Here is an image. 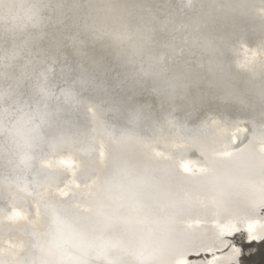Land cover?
Segmentation results:
<instances>
[{"label":"bare ground","instance_id":"1","mask_svg":"<svg viewBox=\"0 0 264 264\" xmlns=\"http://www.w3.org/2000/svg\"><path fill=\"white\" fill-rule=\"evenodd\" d=\"M257 1L13 0L17 7L13 9L12 15L7 18L0 17V35L8 30L9 35L16 37L18 54L16 59L11 61L14 65L12 68L0 67V73H4L0 76V88H8L10 84H13V80L9 77L20 76L22 72L31 75L35 83L36 75L44 71L47 76L46 83L51 92L47 102L51 107V103L65 100L63 94L65 90L72 91L70 84L77 78L78 67H82L85 75L95 77L96 83L103 82L108 86V90L115 89L121 82L131 83L133 79L148 81L150 84L155 82L157 90L149 87L147 91L137 93L136 100L142 105L154 99L158 101L166 99L160 90L168 84L175 85L179 90L201 79L216 80L225 77L237 82L238 85V82H243L244 85V82L251 81L249 85L260 86L264 78V8L258 5ZM33 4L41 8L38 20L29 18L30 7ZM54 28L59 29L58 35L62 42L61 51L58 54L47 53L25 43L30 35L50 32ZM229 37L233 39V42L226 48V52L229 51L231 54L232 62L227 70L216 54L224 50L220 51L219 47ZM8 46L10 47V44ZM5 56L6 53L0 50V65L9 62ZM76 61H79V64ZM69 69L73 70L72 73L61 78V70L69 73ZM187 91L193 92L197 89L188 87ZM74 94L75 100H65V102L71 103L74 107H79L80 104L88 108L92 107L91 110L94 109V111L96 108L95 119L98 126L106 132L109 131L104 121L110 122L111 119L104 115L105 110L101 107L97 108L87 99L78 97L77 93ZM72 105L69 104V106ZM2 107L9 108V103H4ZM12 111H15L14 107ZM20 115L16 113L15 116L4 119V125L11 127ZM159 118L163 121L173 119L174 116L162 115ZM87 121V135L72 144L82 145L86 152H91L92 148L84 145L92 135V124L90 120ZM38 124L41 122L37 119L28 127ZM250 125L240 126L241 133L245 134L241 136V139L246 136V140L237 148H243L249 143L252 130ZM238 130V128L233 130L235 142L240 140L239 135L236 134ZM38 131L46 133L47 126ZM163 136L168 137L167 128ZM168 139L163 140L162 146L172 145V142L170 144L166 142ZM161 140L154 139L149 142L158 145ZM149 142L147 145H150ZM54 144L59 143L45 135V140L41 142L37 139L33 147ZM21 145L24 146L23 140L16 144L6 139L5 135H0V163ZM207 148L216 152L237 149L225 148L219 133H217L216 142L207 145ZM146 149L148 150V146ZM144 155L140 158V162L149 167L170 165L174 178L173 186L169 188L164 185L160 189L166 198L187 199L194 205L191 209L185 206L186 210L178 217L179 222L176 225L181 232V240L172 254L181 250L186 256L184 264L240 263L242 248L235 244L234 239L242 236L241 233L231 238H222L230 231L228 219L232 221L234 218L240 221L232 230L245 231L248 241L245 244L264 243V239L251 241L248 239L249 225H252L255 231L260 224H264L263 212L257 218L255 216L260 206H256L251 212L244 210L246 206L252 208L253 203L259 199L261 175L258 145H252L243 154V158L250 164L247 174L238 186L226 189L230 193V202L227 210L221 209L217 214L195 207L196 202L206 201L219 191V187L210 191L208 186L200 183V170L205 167V162L203 164L200 162L201 159L191 158L195 160V163H192L194 165L188 163L190 171L184 172L182 166L185 164H179L177 168H174L167 160L156 159L149 153ZM226 217L228 219L224 220ZM194 218L199 222H196ZM232 232L234 231H231V234ZM221 238L222 241L214 244L216 239ZM227 246L229 247L225 249ZM233 248H239L240 252L233 253ZM205 252L210 255L203 257ZM192 253L197 256L188 257ZM200 253L203 255H199ZM120 256L128 258L124 255ZM128 259L132 260V258ZM178 263L179 259L178 262L172 261V264Z\"/></svg>","mask_w":264,"mask_h":264},{"label":"snow or ice","instance_id":"2","mask_svg":"<svg viewBox=\"0 0 264 264\" xmlns=\"http://www.w3.org/2000/svg\"><path fill=\"white\" fill-rule=\"evenodd\" d=\"M16 7L13 0H0V17L11 16ZM40 11V6L33 4L29 18L38 20ZM58 32L59 29L54 28L50 32L30 35L25 43L55 55L61 51L62 44ZM15 40L16 37L9 35L8 30L0 35V50L6 53L5 59L9 61L0 67L9 69L14 66L11 61L18 54ZM76 63L79 64V61ZM72 71L69 69V73H64L61 70V78L70 75ZM76 72L78 82L89 91L107 90L108 86L103 82L97 84L95 77L85 75L82 67H78ZM3 75L4 73H0V76ZM9 78L13 80V84L8 88H0V135H5L6 139L16 144L23 140L26 149H31L37 139L43 142L45 135L60 144L75 143L87 135V120L71 116L64 118L61 113L65 109L59 104L49 106L47 101L51 92L44 71L36 75L35 83L31 75L23 72L20 76ZM249 83L251 81H246L240 87L232 79L220 77L216 80L201 79L179 90L175 85L168 84L160 90L173 103L180 100L193 106L199 105L201 109L214 105L237 114H250V119L246 121L251 124L252 129L249 143L243 148L224 152L207 148V145L216 142L217 121L198 118L191 126L187 120L181 122L173 118L162 121L157 114L148 113L146 106L137 102L138 92L147 91L149 87L157 90L155 82L150 84L148 81L133 79L131 83L121 82L117 85L114 89L115 97L108 109L114 116L110 122L104 121L113 145L112 167L88 214L77 211L80 206L78 203H64L59 208L52 209L49 228L52 239L48 242L47 249L41 246V251L46 253L47 258L42 259L40 264H90V259L103 260L106 264H119L118 260L111 258L113 253L132 256L135 264H171L170 256L181 240V232L176 227L178 217L186 210L185 206L191 209L194 205L187 199L169 200L160 191L164 185L169 188L173 186L170 165L149 167L139 162L131 151V146H147L154 139L167 140L171 137L180 140L182 143L176 147L196 149L205 157V167L200 170V183L208 186L210 191L219 187V191L206 201L196 202L195 207L205 212L212 211L213 214L221 209L227 210L230 193L226 189L238 186L246 176L250 164L243 158V154L252 145H258L261 181L259 199L252 207L264 205V78L258 88H249ZM188 87L197 89L194 97L189 95ZM63 94L66 101L75 98L71 90H65ZM6 102L9 103V108L2 107ZM96 107L99 108V104ZM16 113H20V117L11 127H6L4 119L15 116ZM37 119L41 124L28 127ZM41 125L47 126L46 133L38 131ZM166 128L168 137L163 136ZM155 155L167 161L177 159L174 153L166 155L164 152H156ZM103 156L104 152L101 151L100 157ZM130 160H137V163H130ZM182 167L184 172L190 171L187 165ZM37 222L39 221H31ZM252 230L253 226L249 225V233ZM231 231L234 230H230L229 234ZM232 252L238 254L240 249L233 248ZM0 264L11 262L0 259Z\"/></svg>","mask_w":264,"mask_h":264},{"label":"water","instance_id":"3","mask_svg":"<svg viewBox=\"0 0 264 264\" xmlns=\"http://www.w3.org/2000/svg\"><path fill=\"white\" fill-rule=\"evenodd\" d=\"M257 3L264 8V0H258ZM232 42L233 39L231 37L222 42L219 48L220 51L224 50L220 54H216L218 60L225 65L227 70H229L228 67L232 62V56L229 51L226 52V48ZM238 83V86H244L243 82ZM70 86L72 92L77 93L78 97L87 99L95 105L99 104L105 110L104 115L108 119L114 116V113L108 111L112 98L115 97L114 89L91 92L85 86H82L77 78ZM248 87L258 88L259 85L250 84ZM188 93L194 97L196 91H188ZM148 102L144 103L146 111L155 113L158 116H174L181 122L187 120L189 124H192L198 118L208 119L210 122L212 120L217 121V133H219V138L227 149L237 148L241 142L246 140V136L241 139V136L245 134L241 133L240 126L250 125V123L246 122L250 119V114H237L232 111H226L223 107L216 108L214 105L201 109L199 105L193 106L186 101L180 100L175 103L167 99L162 101L154 99ZM57 104L65 109L61 113L64 118L71 116L82 121L85 118L90 120L92 135L84 145L91 147L92 151L86 152L82 145H74L72 143L54 144V147L52 145L34 146L31 149H26L21 145L18 150L5 158L2 161L3 163H0V259L10 261L11 264H21V262L22 264H40L42 259L47 258L46 253L41 251V246L47 249L48 242L52 239V235L49 234L52 209L59 208L64 203H78L80 206L77 211L88 214L89 210L94 207L96 194L112 167V140L108 134L109 131L106 132L98 126L97 119H95V116H97L95 115L97 111L95 106L96 111L94 109L91 110L92 107L88 108V106L85 107V105L81 104L79 107H74L71 103L64 100L51 103V107H55ZM69 104L72 106H69ZM189 113H192V115H189ZM84 115H86L85 118ZM256 115L258 119V113ZM45 126L41 125L40 129L43 130ZM236 128L239 129V132H236L240 137L238 142H235L233 138V130ZM163 140L158 145L154 142H149L150 145H147L148 150L145 145H133L131 146V151L135 153L139 162L144 153H149L152 157L160 160L162 158L157 157L155 153L164 152L166 155L170 153L176 155V160L168 161L174 168H177L179 164L188 166L189 163L194 165L192 163H195V160L191 158L201 159L200 162L204 164L205 158L198 150L176 147L182 141L172 138L166 141L169 142L168 144L172 142V145L164 147L162 146ZM174 141L178 143L174 144ZM101 151L104 152L103 158L100 157ZM181 156L182 159L180 158ZM137 160H130V163H137ZM262 212L264 213V207L258 208L255 213L256 218ZM37 213H39L38 217ZM227 219L228 217L224 220ZM33 220H38L39 222L31 223ZM194 220L196 221V218ZM229 220L228 226H230V230L234 229L240 222L234 218L232 221ZM238 233H241L242 236L241 239L237 240L243 244L246 250L249 245L245 244L248 241L244 230L240 232L234 230L232 234H225L222 238H231ZM222 238L216 239L214 244L222 241ZM258 246L260 245L255 248H258ZM177 252L180 253L177 254ZM255 252H257V249H255ZM199 255H203V253ZM209 255L210 253L205 252L203 257ZM248 255L245 253V256ZM250 255H254V251L250 252ZM194 256L197 255L193 253L188 255V257ZM126 257L132 258V260L123 258L116 253H113L111 258L118 260L119 264L135 263L132 256ZM177 258L180 264L185 263L186 256L183 255L181 250L170 256L171 264L172 261L178 262ZM90 264H106V262L90 259Z\"/></svg>","mask_w":264,"mask_h":264},{"label":"rangeland","instance_id":"4","mask_svg":"<svg viewBox=\"0 0 264 264\" xmlns=\"http://www.w3.org/2000/svg\"><path fill=\"white\" fill-rule=\"evenodd\" d=\"M236 239V241H235ZM234 239L235 244L239 245L242 248V256L240 259L239 264H264V243L260 244L258 248H255L257 245L254 243L249 245V247L245 250L243 247V244L239 243L237 239H241V236H237ZM255 249H257V252H255ZM254 251V255H250V252ZM246 254H249L248 256H245Z\"/></svg>","mask_w":264,"mask_h":264},{"label":"clouds","instance_id":"5","mask_svg":"<svg viewBox=\"0 0 264 264\" xmlns=\"http://www.w3.org/2000/svg\"><path fill=\"white\" fill-rule=\"evenodd\" d=\"M260 207H264V205H260ZM245 211H254V208H248L247 206L244 209ZM248 239L251 240H259L264 239V224H260L258 228L254 231L252 230L251 233L248 231Z\"/></svg>","mask_w":264,"mask_h":264}]
</instances>
